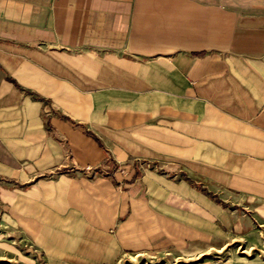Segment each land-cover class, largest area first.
<instances>
[{"label":"crops","instance_id":"0c3cea01","mask_svg":"<svg viewBox=\"0 0 264 264\" xmlns=\"http://www.w3.org/2000/svg\"><path fill=\"white\" fill-rule=\"evenodd\" d=\"M234 241L264 249V0H0V264Z\"/></svg>","mask_w":264,"mask_h":264},{"label":"rangeland","instance_id":"374dc122","mask_svg":"<svg viewBox=\"0 0 264 264\" xmlns=\"http://www.w3.org/2000/svg\"><path fill=\"white\" fill-rule=\"evenodd\" d=\"M262 254H264V249L257 250L253 248H246L242 243L234 241L231 244V246H229V248H226L225 250L214 251L211 252L210 254L202 255L199 257H193V258H189L188 256L184 257L181 256L180 254H175V252L166 254V256L135 255L133 256V258L129 260H121L116 262L115 264H192V263L205 264V262L208 261V258H210L211 260L213 259V261L220 262L222 259L227 257L235 258V260H232V262L237 264L238 259L247 260V259L255 258L256 256L259 259H261L263 257L261 256ZM13 262L14 261H11V264ZM16 262H20L16 264H46L45 259L43 257L40 260H36L33 257L29 259L24 255L22 256L21 261H16ZM4 263H8V260H3L2 264Z\"/></svg>","mask_w":264,"mask_h":264}]
</instances>
